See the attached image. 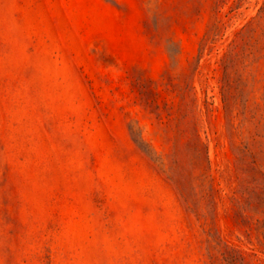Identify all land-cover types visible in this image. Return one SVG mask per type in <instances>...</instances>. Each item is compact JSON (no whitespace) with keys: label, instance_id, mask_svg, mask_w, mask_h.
<instances>
[{"label":"rangeland","instance_id":"1","mask_svg":"<svg viewBox=\"0 0 264 264\" xmlns=\"http://www.w3.org/2000/svg\"><path fill=\"white\" fill-rule=\"evenodd\" d=\"M0 264H264V0H0Z\"/></svg>","mask_w":264,"mask_h":264}]
</instances>
